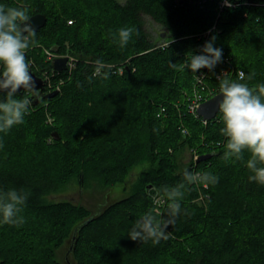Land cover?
<instances>
[{
  "label": "trees",
  "instance_id": "1",
  "mask_svg": "<svg viewBox=\"0 0 264 264\" xmlns=\"http://www.w3.org/2000/svg\"><path fill=\"white\" fill-rule=\"evenodd\" d=\"M233 1L234 6L220 11L218 0H0L5 10L15 7L29 16L46 15L26 60L46 86L55 88L60 82L55 97L32 103L23 123L0 131V146L10 147L7 137L14 136L22 140L13 144L16 147L27 140L24 153L31 147L41 151L56 128L61 138L53 145L61 144L66 133L68 142L76 141L66 157L61 152L62 164L70 168L60 175L0 166V198L10 189L29 194L17 213L23 223H4L0 212V264H64L56 249L68 238L75 261L66 256L65 264H264V184L250 179L255 175L247 167L251 152L243 149L239 157L225 159L222 114L204 125L202 117L187 113L186 99L199 70L194 73L183 65L191 55L205 54L203 46L213 36V46L222 50L215 67L245 73L243 80L236 73L225 78L252 89L264 85V0ZM144 14L168 31L166 42L153 40ZM124 27L135 31L121 48L118 30ZM44 48L75 56V68L54 70ZM97 60L105 65L107 79L93 76ZM210 78L209 86L221 81ZM22 95L18 92L17 98ZM181 124L191 133L187 141L205 146L199 156L213 153L184 170L170 149L182 140ZM204 140L207 145L199 143ZM52 149L60 156L58 146ZM145 163L150 167L139 173L127 197L95 212L48 197L74 179L83 185L92 180L105 186L123 182L134 167ZM197 169L217 177L203 188V200L196 183L188 184L183 175ZM180 184L183 196L176 199L181 210L166 229L168 239L155 245L131 240L134 222L146 212L157 220L169 219L168 194ZM156 192L167 202L162 216L153 212ZM84 221L87 224L74 236L75 227Z\"/></svg>",
  "mask_w": 264,
  "mask_h": 264
},
{
  "label": "clouds",
  "instance_id": "2",
  "mask_svg": "<svg viewBox=\"0 0 264 264\" xmlns=\"http://www.w3.org/2000/svg\"><path fill=\"white\" fill-rule=\"evenodd\" d=\"M226 6L231 7L230 0H224ZM135 30L124 27L118 30L120 47L127 46ZM139 35L138 31L136 32ZM36 30L31 24V18L26 10L10 7L5 10L0 6V131L7 132L13 125L24 122V117L29 112V106L34 99H40V90L36 87L35 80L30 72V65L26 60V51L35 43ZM213 36L202 49L205 54L191 55L184 67L196 72L202 68L209 70L221 62L222 50L213 46ZM93 76L102 75L108 78L104 72L105 65L102 61L95 62ZM175 68V63L170 65ZM239 77L244 79V73ZM23 89V95L18 97V92ZM221 99L218 101V110L222 114L224 127L221 129L223 136L227 137L224 145L226 151L224 158L239 157L243 149H248L252 158L248 160L247 167L254 172L250 179L264 184V85L258 89H252L245 83L229 81L227 78L220 81ZM184 179L188 184L195 182L216 183L217 177L209 173H192L184 171ZM184 185L180 184L168 194L169 219H159L151 211L146 212L137 219L129 233L133 241L139 240L147 243L158 244L162 239H168L166 229L175 223L181 210V204L177 197H182L179 191ZM28 193L23 189H10L0 198V212L3 214V222L7 224H21L22 218L17 217L21 211L20 205H24L28 199Z\"/></svg>",
  "mask_w": 264,
  "mask_h": 264
},
{
  "label": "rangeland",
  "instance_id": "3",
  "mask_svg": "<svg viewBox=\"0 0 264 264\" xmlns=\"http://www.w3.org/2000/svg\"><path fill=\"white\" fill-rule=\"evenodd\" d=\"M121 2H124L125 0H118ZM144 23L145 28L150 34V36L153 38L155 42H163L167 38L168 31L165 30L159 23H157L150 15L144 14ZM164 35V36H163ZM170 39V38H168ZM169 40H167L168 42ZM240 69V68H239ZM235 74V72H233ZM234 78V77H233ZM229 81H232L230 77L227 78ZM193 86V85H192ZM193 87L189 90V95L191 94ZM218 91L220 92V83H215L210 86L209 91ZM218 92L214 93L212 96L217 94ZM203 93V92H202ZM210 96V97H212ZM187 97V96H186ZM209 97V98H210ZM208 98V99H209ZM188 100V98L186 99ZM185 113H186V109ZM188 114H192L190 111L187 112ZM218 114V113H217ZM194 117L199 118V116H196L195 114H192ZM215 118V117H214ZM204 125H208V122L210 120L203 121V118L201 119ZM47 121L49 123H53L54 119L52 116H48ZM181 135L180 137L182 140H179L176 145L173 147H170L172 154L175 153V157L177 158L178 165L180 166L181 170H184L188 168L189 165H194V162L197 161L195 158L196 153H198L199 148H205V146L197 147L195 142L193 141H187V136L189 137L191 133H189V129L186 126H183L181 124ZM55 131L58 132L59 138H61V135L59 133V129L56 128ZM67 133L64 136L61 144L59 145H53L54 141L59 140L56 139L53 135L50 136L47 141H44L43 150L36 151L35 149L27 151V140L24 141L26 144H23L19 147L13 146V144H18V142H21L22 140H17V137L14 138V136H9L7 138H10V147H2L0 149V166H10V167H17L24 171L29 170H35V169H43L48 173L54 174V175H60L63 170H66L69 167L64 166L61 162V152L65 153V157L67 154L70 153L72 148L74 147V139L71 138L66 139ZM4 138V139H7ZM66 139V140H65ZM184 139V142H183ZM68 144L66 145V143ZM193 142V143H191ZM208 142V141H207ZM215 140L212 139L210 144L214 143ZM201 145L206 144V140L199 142ZM196 145V146H195ZM58 146L60 149V156H59V150H53L52 148ZM68 146L70 149H68ZM67 153V154H66ZM196 159V160H195ZM150 167V163H145L142 165H138L134 167L128 174V176L125 178L123 182H119L116 184H112L109 186L102 185L97 180H92L89 185H83L79 180L74 179L71 180L63 189L60 191L50 194L48 197L51 200H69L74 203H80L88 207L89 209L93 210L94 212L99 210L101 207H103L105 204L114 203L116 201H120L123 198L127 197L133 190L134 183L139 175V173L142 170L148 169ZM200 170L197 169V172ZM196 172V173H197ZM196 188L200 191L201 196L199 197V200H203L205 195L202 193L203 188H206L203 183L195 182ZM259 186L261 183L259 182ZM208 196V195H207ZM154 208L153 212L157 216H162L164 207L166 206L167 202L163 195H161L159 192L154 194V197L152 198ZM69 238L65 240L64 244L61 245L59 248L56 249V256L57 259L62 262L66 263L65 257L69 256V260L75 261L74 257L71 253H68V249L70 247ZM68 260V259H67ZM71 263V262H70Z\"/></svg>",
  "mask_w": 264,
  "mask_h": 264
},
{
  "label": "built area",
  "instance_id": "4",
  "mask_svg": "<svg viewBox=\"0 0 264 264\" xmlns=\"http://www.w3.org/2000/svg\"><path fill=\"white\" fill-rule=\"evenodd\" d=\"M230 3L232 6L235 5L233 0H230ZM227 7L228 6L225 5L224 0H218V9L220 11H222L224 8H227ZM212 29H216V24L212 27ZM212 29L207 30L204 34L208 35ZM44 51L46 53L47 59H49L52 62V64L57 57L66 56V57H68V61H67V66L65 69L71 71L73 68H75V64H76L75 56H73L71 54L53 52L47 48H44ZM54 70H56V69L54 68ZM56 71L60 72L59 70H56ZM119 71L122 72L123 69L120 68ZM233 72H235L238 77H239L240 72L244 73V71L242 69H236V68L227 69L226 67H221V68L214 67V69H212V70H209L208 68L200 69L199 72L196 74V82H195V85L193 87V91H192L191 95L188 97V103H187L188 111H190L192 114H195L196 116H200L197 112V108L199 107V105L203 101L207 100L214 93L218 92L217 90L216 91H212V90L209 91L210 86H209L208 80H212V78H210V77L213 76V79L221 80V79L225 78L226 76L233 75ZM244 75H245V73H244ZM239 79H240V77H239ZM44 81H46V80L44 79ZM59 86H60V82L57 85V87H55V88H53L49 84H48V86H46V84H45V89H47L46 92H50L53 90H58ZM203 121L206 122V120H204V119H203ZM198 157H199V154L196 153L195 158L198 159Z\"/></svg>",
  "mask_w": 264,
  "mask_h": 264
},
{
  "label": "water",
  "instance_id": "5",
  "mask_svg": "<svg viewBox=\"0 0 264 264\" xmlns=\"http://www.w3.org/2000/svg\"><path fill=\"white\" fill-rule=\"evenodd\" d=\"M182 1H185V0H182ZM30 18H31V24L35 28V30H38L39 28L43 27L46 24V21H47V17L43 13H36V14L30 16ZM67 61H68V57H66V56L57 57L54 60V62H53V66H54V68L56 70L62 71V70H64L66 68ZM30 72H31V75L33 76V79L35 80L36 87L40 90V97H41L40 99H34L33 100V104H37L43 98H53L59 93L58 90H53V91L44 93V91H45V81H44V79L41 76H39L38 74H36L34 72V70H32L31 68H30ZM19 92H23V89H21ZM221 98H222L221 97V93L218 92L214 96H212L209 99L203 101L199 105V107L197 108L198 114L204 120L213 119L217 115V113L219 112V110H218V101ZM53 136L56 139H58L60 137L57 131H55L53 133ZM212 154L213 153H207V154L200 155L197 160L200 161V160L207 159V158L211 157ZM90 220L91 219H89L88 221H90ZM88 221H84L83 223H81L80 225L75 227L74 236L76 235V233L78 232L79 229L83 228V226H85V224H87ZM72 249H73V243H71L67 254L71 253Z\"/></svg>",
  "mask_w": 264,
  "mask_h": 264
},
{
  "label": "bare ground",
  "instance_id": "6",
  "mask_svg": "<svg viewBox=\"0 0 264 264\" xmlns=\"http://www.w3.org/2000/svg\"><path fill=\"white\" fill-rule=\"evenodd\" d=\"M220 13H221V12H220ZM220 13H219V14H220ZM165 42H166V41H165ZM165 42H164V43H165ZM164 43H163V44H164ZM198 55H199V54H198ZM230 60H231V59H230ZM73 69H74V68H73ZM66 70H67V69H66ZM195 76H196V75H195ZM213 80H214V79H213ZM45 82H46V81H45ZM207 122H208V121H207ZM207 122H206V123H207Z\"/></svg>",
  "mask_w": 264,
  "mask_h": 264
}]
</instances>
